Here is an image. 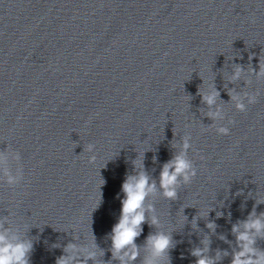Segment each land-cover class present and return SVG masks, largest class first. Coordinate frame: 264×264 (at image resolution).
Here are the masks:
<instances>
[{"label":"clouds","instance_id":"clouds-1","mask_svg":"<svg viewBox=\"0 0 264 264\" xmlns=\"http://www.w3.org/2000/svg\"><path fill=\"white\" fill-rule=\"evenodd\" d=\"M241 68L237 67L233 79L239 78ZM258 75H264V64H261ZM219 92L213 90L209 94H202V100L212 106ZM232 99H237L235 96ZM254 102V98L253 101ZM239 111L245 110L243 103H237ZM219 111L210 112V117H218ZM217 133L228 135L229 128L219 127ZM190 143L186 137L183 143V150L174 158L164 164L160 173V187L163 194L168 199H175L177 196L176 187L179 178H183L188 183L196 176L197 171L192 162L187 158V150ZM11 182V177L9 178ZM155 183H149V177L143 172L136 176H128L122 184L124 199L121 201V216L119 222L112 228V250L113 255L123 253L129 261L135 260L138 255V248L135 240L143 231L142 225L146 222L144 201L149 193L155 191ZM251 215V214H250ZM264 215V214H262ZM151 224H158L155 216L151 219ZM208 227L214 228L212 223ZM233 232L237 234L238 250L233 253L231 264H264V250L256 248V234L264 233V221L260 218L249 219L243 223V231L239 225L233 226ZM154 256L163 255L171 245V237L164 233L152 234L148 237ZM31 242H13L3 232H0V264H28V253L31 250ZM74 245H68L66 251L72 250ZM206 249H195L193 255L197 257L196 264H215V259L204 256ZM94 253L89 252L88 258H92ZM123 260V257H121ZM56 264H68V260L63 256L58 258Z\"/></svg>","mask_w":264,"mask_h":264}]
</instances>
